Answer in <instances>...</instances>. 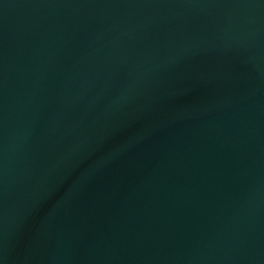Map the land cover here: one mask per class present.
<instances>
[{
	"label": "water",
	"instance_id": "95a60500",
	"mask_svg": "<svg viewBox=\"0 0 264 264\" xmlns=\"http://www.w3.org/2000/svg\"><path fill=\"white\" fill-rule=\"evenodd\" d=\"M0 264H264V0H0Z\"/></svg>",
	"mask_w": 264,
	"mask_h": 264
}]
</instances>
